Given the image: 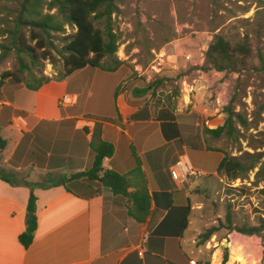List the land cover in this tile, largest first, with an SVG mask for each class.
Returning <instances> with one entry per match:
<instances>
[{
  "label": "crops",
  "instance_id": "obj_1",
  "mask_svg": "<svg viewBox=\"0 0 264 264\" xmlns=\"http://www.w3.org/2000/svg\"><path fill=\"white\" fill-rule=\"evenodd\" d=\"M132 74L120 60L105 68L84 67L36 90L13 88V109L24 113L1 127L7 143L0 167L25 172L24 180L35 183L41 181L32 180V173L40 180L47 173L70 176L90 168V145L103 140L113 145V154L104 157L102 168L124 176L128 194L100 181L91 188L76 181L74 193L64 186L35 187L36 229L25 248L18 237L26 229L31 190L0 180V264L200 263L196 197L217 176L224 157L208 143L213 138L204 127L216 128L223 116L205 126L199 108H176L164 89L145 90L151 81ZM65 95L75 100L60 104ZM179 157L196 172L182 184L170 175Z\"/></svg>",
  "mask_w": 264,
  "mask_h": 264
},
{
  "label": "rangeland",
  "instance_id": "obj_2",
  "mask_svg": "<svg viewBox=\"0 0 264 264\" xmlns=\"http://www.w3.org/2000/svg\"><path fill=\"white\" fill-rule=\"evenodd\" d=\"M20 1L0 0V30L4 31L0 42L4 46L11 44L15 10ZM115 2L117 12L111 21L118 37V49L112 58H103V65L121 60L131 68V77L143 80L149 77L150 81L164 78L160 88L168 93L174 106L183 110L199 108L204 113V125L206 120L221 115L224 120L223 107L230 103L234 112L247 120V126H241L234 118L232 137L210 136L213 140L209 139L208 143L217 145L227 156L238 157L245 164L244 152L263 151L264 0ZM74 32V27L65 25L64 33L52 32L45 47L39 49L29 38L32 30L19 29L25 45L35 48L34 61L25 53L19 54L35 78L56 79L59 76L58 73L63 71L59 50L65 43L64 38ZM217 35L232 45L246 39L250 46L249 56L238 61L234 70L217 71L205 60V51ZM19 66L16 48L0 55V75L11 71L25 81L36 83L28 70L19 73ZM256 170L257 167L244 178L234 180H229L223 173L217 174L203 183L196 197L201 206L195 243V249H200L199 264H264V230L259 235L236 231L257 226L260 218H264V182L255 181ZM16 174L18 180L26 177L25 172ZM38 176L40 174L32 173L31 179L43 181L46 177L40 180ZM212 226L217 230L207 241L198 244L200 234Z\"/></svg>",
  "mask_w": 264,
  "mask_h": 264
},
{
  "label": "trees",
  "instance_id": "obj_3",
  "mask_svg": "<svg viewBox=\"0 0 264 264\" xmlns=\"http://www.w3.org/2000/svg\"><path fill=\"white\" fill-rule=\"evenodd\" d=\"M15 11L16 17L14 20V33H11V44L4 46L0 42V55L2 53L6 54V51L10 48H16L20 63L18 71L22 73L24 70H28L30 78L34 79L35 76L19 54L25 53L34 61L36 57L35 48L25 45L19 34V29L21 27L30 28L32 33L29 38L31 41H35L36 47L39 49L45 47L44 43L52 32L64 33L65 25L74 27L75 32L72 36L64 38L65 43L59 50V54L62 55L63 71L58 73L59 76L56 79L40 76L35 78L36 83H32L30 80H23L22 77L11 71H4L0 75V100L9 101V104L0 105V130L2 126L10 124V118L13 114L23 115L24 113L23 110L13 109V88L24 85L36 90L50 81H61L75 71L87 66L105 68V66L110 67L115 63H120V60H114L109 65H103L102 63L103 58L115 56L118 49V37L113 31L111 21L112 15L117 12L115 0H21L18 9ZM2 35H4V31L1 29L0 36ZM249 54L250 46L246 39L232 45L223 36L217 35L205 51V60L211 68L217 71H228L234 70L238 61L245 60ZM163 79L159 78V80L151 81L145 90L149 88L157 90L160 86H163ZM223 112L226 113L223 123L216 128L204 127L205 134H209L214 138H219L222 135L228 138L232 137L235 133L234 118L241 126H247V120L234 112L230 103L223 107ZM6 143V139L0 134V153L5 148ZM90 146L94 155L92 164L86 171L74 173L70 176L66 173H47L43 181L35 183L24 179L22 181L18 180L14 172L0 167V180L10 185H25L31 189L34 187L64 186L73 193L71 187L75 186L74 182L76 181L88 188H91L96 183L95 181H100L105 185H109L115 192L128 194L126 192L125 177L112 170H103L102 168L104 157H110L113 154V145L100 140ZM206 148L210 149V147ZM19 152L20 146H17L14 154L8 160L11 165H15L14 158L17 157ZM243 157L247 158V164L238 157L227 156L224 153L223 160L217 168V174L223 173L229 180H234L244 178L245 175L257 167L254 172L255 181L257 183L264 182V150L253 153L244 152ZM140 197L143 198L142 195ZM35 200L36 197L31 190L27 203L26 229L18 237L19 242L25 248L30 245L36 229ZM182 210L187 213L188 207L182 208ZM186 224L185 216L181 229L185 228ZM216 230L217 227L212 226L200 234L198 244L207 241ZM263 230V217L260 218L257 226L236 229L237 232L246 235H259Z\"/></svg>",
  "mask_w": 264,
  "mask_h": 264
},
{
  "label": "built area",
  "instance_id": "obj_4",
  "mask_svg": "<svg viewBox=\"0 0 264 264\" xmlns=\"http://www.w3.org/2000/svg\"><path fill=\"white\" fill-rule=\"evenodd\" d=\"M152 67H153L152 69L155 70V66H152ZM147 79H149V77ZM74 100H75V97L65 95L61 98L60 104L62 105L68 104V103L73 102ZM195 174L196 172L193 170L191 166H189L187 160L183 157H179V159L175 162V164H173L170 167V175L172 179L181 184L188 178V176L195 175Z\"/></svg>",
  "mask_w": 264,
  "mask_h": 264
},
{
  "label": "water",
  "instance_id": "obj_5",
  "mask_svg": "<svg viewBox=\"0 0 264 264\" xmlns=\"http://www.w3.org/2000/svg\"><path fill=\"white\" fill-rule=\"evenodd\" d=\"M225 247H227V244H225Z\"/></svg>",
  "mask_w": 264,
  "mask_h": 264
}]
</instances>
